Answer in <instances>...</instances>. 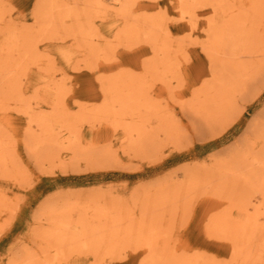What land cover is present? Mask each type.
Masks as SVG:
<instances>
[{"label":"rangeland","instance_id":"1","mask_svg":"<svg viewBox=\"0 0 264 264\" xmlns=\"http://www.w3.org/2000/svg\"><path fill=\"white\" fill-rule=\"evenodd\" d=\"M130 261L264 264V0H0V264Z\"/></svg>","mask_w":264,"mask_h":264},{"label":"snow or ice","instance_id":"2","mask_svg":"<svg viewBox=\"0 0 264 264\" xmlns=\"http://www.w3.org/2000/svg\"><path fill=\"white\" fill-rule=\"evenodd\" d=\"M196 228H197V225H196L195 221H193L192 229L194 232H195ZM129 264H134V261H130Z\"/></svg>","mask_w":264,"mask_h":264},{"label":"bare ground","instance_id":"3","mask_svg":"<svg viewBox=\"0 0 264 264\" xmlns=\"http://www.w3.org/2000/svg\"><path fill=\"white\" fill-rule=\"evenodd\" d=\"M230 86V85H229ZM255 95H256V93H255ZM252 134V133H251ZM255 167V166H254Z\"/></svg>","mask_w":264,"mask_h":264}]
</instances>
